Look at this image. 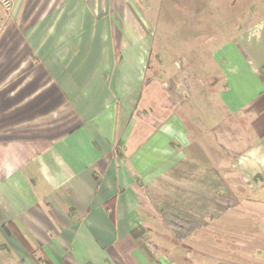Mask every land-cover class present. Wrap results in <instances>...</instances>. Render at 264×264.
Listing matches in <instances>:
<instances>
[{"label":"crops","instance_id":"obj_1","mask_svg":"<svg viewBox=\"0 0 264 264\" xmlns=\"http://www.w3.org/2000/svg\"><path fill=\"white\" fill-rule=\"evenodd\" d=\"M157 2L0 0V264H264V16Z\"/></svg>","mask_w":264,"mask_h":264},{"label":"rangeland","instance_id":"obj_2","mask_svg":"<svg viewBox=\"0 0 264 264\" xmlns=\"http://www.w3.org/2000/svg\"><path fill=\"white\" fill-rule=\"evenodd\" d=\"M181 1L183 0H158L157 4L152 5L150 10L156 14V21L159 19L157 28L162 36H167L168 32L172 30L181 32L194 48L199 44V35L203 33L210 34L214 29L221 31L230 28L234 24L242 23L247 18L250 19L251 23L264 16V0H186L189 2L180 5L183 3ZM215 1H218L220 5H212ZM198 14L201 15L197 17ZM193 56L192 59H195ZM243 200L241 201L243 202ZM254 206L255 209H264V202ZM262 216L263 214L259 213L258 210L257 213L250 215V219L255 224L254 227L259 225L257 222L262 219ZM256 231L257 228L250 229V251L251 253L254 252L255 255H257L255 253L256 248H262L258 238H256ZM257 257L261 258L262 256L257 255Z\"/></svg>","mask_w":264,"mask_h":264},{"label":"trees","instance_id":"obj_3","mask_svg":"<svg viewBox=\"0 0 264 264\" xmlns=\"http://www.w3.org/2000/svg\"><path fill=\"white\" fill-rule=\"evenodd\" d=\"M164 221L169 224L172 227H176L183 229L184 230V234H188L189 232H191L192 230H194L197 226L191 222H188L184 219L172 216L170 214H167L165 212L162 213Z\"/></svg>","mask_w":264,"mask_h":264}]
</instances>
